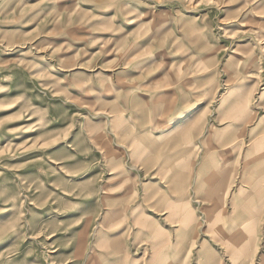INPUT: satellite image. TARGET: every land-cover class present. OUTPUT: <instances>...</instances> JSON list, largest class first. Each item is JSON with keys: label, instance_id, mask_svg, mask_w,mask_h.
I'll return each instance as SVG.
<instances>
[{"label": "rangeland", "instance_id": "1", "mask_svg": "<svg viewBox=\"0 0 264 264\" xmlns=\"http://www.w3.org/2000/svg\"><path fill=\"white\" fill-rule=\"evenodd\" d=\"M0 264H264V0H0Z\"/></svg>", "mask_w": 264, "mask_h": 264}, {"label": "crops", "instance_id": "2", "mask_svg": "<svg viewBox=\"0 0 264 264\" xmlns=\"http://www.w3.org/2000/svg\"><path fill=\"white\" fill-rule=\"evenodd\" d=\"M208 106H209L208 97L204 99L196 98L194 101L185 104L184 107H182L179 110H176L174 113H170L169 115H165L163 118H160L158 122V126L155 129L153 128L152 124L151 126L147 124L146 126H144V128H141L140 130L142 131L145 137H149V138H152V136L156 137V136L162 135V132H161L162 126H165L169 123H176L179 121H183L189 112L192 113L194 116L190 120V127L188 129H184L181 131H175V133L173 134H166L167 133L166 132L164 135L165 136L174 135L176 137L175 140L177 139V143H180L181 141L182 143L184 142L181 145V147H185V148H194L192 147V145L198 142V139H195L197 136L198 138L201 137L202 141L206 140L207 155L206 156L204 155V159L203 161L202 160L201 161L203 163L205 162L208 165L209 161L213 162V159H212L213 157H209L207 148L210 146L214 147L213 137H212V140L210 141V135L212 134L213 127H210L211 129L209 128V114L205 115L206 113L205 111L207 110ZM167 109L168 111L171 110L169 107L168 108L166 107L164 110H167ZM149 113L150 112L142 111V114L139 117V120L149 118L150 117ZM145 141L152 142V140L150 141L145 140ZM209 141H210V146H209ZM158 148L160 149V147ZM154 158H155V155H154ZM170 161L171 160L169 159V161H167L166 163L167 164L170 163L174 166L172 167V170L168 172H171L172 174H174V178H175L177 176V172H178L177 169L180 164L179 165L177 164L178 160L176 161V163L174 161H171L172 162L171 163ZM190 161H191L190 157H188V159L183 160L182 162L179 161V163L187 165V164H191Z\"/></svg>", "mask_w": 264, "mask_h": 264}, {"label": "bare ground", "instance_id": "3", "mask_svg": "<svg viewBox=\"0 0 264 264\" xmlns=\"http://www.w3.org/2000/svg\"><path fill=\"white\" fill-rule=\"evenodd\" d=\"M192 113H188V115L186 116V118L183 120V121H179V122H176V123H170L166 128L167 129H171V131L173 130H177V129H180V130H184L187 128V123L186 121L192 117Z\"/></svg>", "mask_w": 264, "mask_h": 264}]
</instances>
